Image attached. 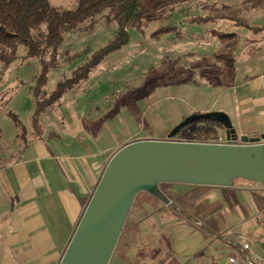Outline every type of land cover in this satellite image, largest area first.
<instances>
[{
  "label": "crops",
  "instance_id": "obj_1",
  "mask_svg": "<svg viewBox=\"0 0 264 264\" xmlns=\"http://www.w3.org/2000/svg\"><path fill=\"white\" fill-rule=\"evenodd\" d=\"M257 24L254 18L250 25L258 29L236 27L238 36L231 39L241 42L236 58L229 61L231 68L221 57L230 46L224 48V54L212 56L221 63L215 71L216 82L210 81L212 74L207 72L201 78L196 76V83L190 79L186 83L203 82L223 89L217 109L195 112H224L240 136L253 138L264 135V26ZM172 128L158 136L138 135L93 153L84 137L88 127H78V132L67 137L58 135L56 139L66 142L54 146L46 141V129L42 139L28 138L13 160L0 165V264H59L113 154L131 141L165 140ZM169 186L163 192L173 205L147 193L152 198L138 205L110 264H228L229 248L222 239L225 231L253 233L264 210L262 184L198 185L202 190L188 185V192ZM194 192L205 205L202 216L178 211L176 203ZM144 202L153 207L151 215L140 213Z\"/></svg>",
  "mask_w": 264,
  "mask_h": 264
},
{
  "label": "rangeland",
  "instance_id": "obj_2",
  "mask_svg": "<svg viewBox=\"0 0 264 264\" xmlns=\"http://www.w3.org/2000/svg\"><path fill=\"white\" fill-rule=\"evenodd\" d=\"M244 1L247 0H184L166 14L165 20L146 22L141 31L130 29L131 39L128 45L106 57L89 78L70 89L59 104L47 110L41 122L47 132V143L54 146L59 141L62 144L66 141L61 137L57 140L58 135L67 137L68 134L78 132V127H88L89 132L84 130V137L93 153L96 149L99 151L116 147L122 141L138 135L152 133L153 136H158L170 127L173 130L190 115L201 114L195 110L217 109L223 89L205 85L203 82H198L200 85L193 84L196 83L193 80L208 72L212 74L210 81L216 82L215 71L221 63L218 64L212 56L224 54L223 50L227 46L230 48L225 55L231 58L224 62L228 69L231 68L233 63L229 61L236 58L235 53L240 46L238 42L241 40L231 39L229 34L238 29L229 20L199 25L187 23L186 19L199 15H231V9ZM50 2L53 7L65 10L74 9L78 5L77 0ZM108 14L106 12L90 19L78 30L66 33L55 66L51 64L50 55H46L45 60L52 66L44 90L46 97H50L60 82L70 79L76 69L87 64L94 54L114 40L119 25ZM243 16L249 24L257 18V25L264 26V11L244 13ZM173 24L176 28L170 34L161 38L155 36L154 33L160 28ZM223 34L228 37H221ZM235 48L236 52L232 53ZM7 51L9 52L8 49ZM41 71V59L28 57L24 46L19 47L17 58L9 66L6 67L0 60V165L15 158L24 144V135L27 138L34 136L32 115L35 111V100L32 90ZM189 79L193 83L186 85ZM12 113L19 116L24 131L17 128L9 116ZM204 127L216 131L219 138L225 136L226 130L221 124L204 120L183 129L175 139L190 141L195 129ZM133 142L136 141H131ZM239 181L247 182L237 179L235 183ZM169 184L171 189L180 190L183 187L188 192V184L175 183L162 184V191ZM191 186L193 189L202 190L198 185ZM185 197L176 203L179 212L187 211L196 216L206 209L198 200V193H188ZM151 198L146 192L139 193L122 233L130 225L131 216L137 211L141 201ZM153 212V207L147 202L142 204V216L151 215ZM121 238L122 236L116 247ZM116 251L115 248L112 262Z\"/></svg>",
  "mask_w": 264,
  "mask_h": 264
},
{
  "label": "water",
  "instance_id": "obj_3",
  "mask_svg": "<svg viewBox=\"0 0 264 264\" xmlns=\"http://www.w3.org/2000/svg\"><path fill=\"white\" fill-rule=\"evenodd\" d=\"M221 124L227 143L175 137L201 121ZM165 140H138L113 154L59 264H110L140 192L173 205L162 184L233 187L243 179L264 185V135L240 136L221 111L190 115Z\"/></svg>",
  "mask_w": 264,
  "mask_h": 264
},
{
  "label": "trees",
  "instance_id": "obj_4",
  "mask_svg": "<svg viewBox=\"0 0 264 264\" xmlns=\"http://www.w3.org/2000/svg\"><path fill=\"white\" fill-rule=\"evenodd\" d=\"M78 5L74 9H59L53 7L50 0H0V60L9 66L16 58L20 46L27 49V56L40 58L42 71L32 90L35 100V111L32 115V128L34 136L42 139L44 127L42 118L48 109L59 104L63 96L82 81L89 78L90 74L114 52L128 45L131 39L130 29L141 31L146 22H159L165 20L166 14L184 0H77ZM231 15L213 17H191L187 23H213L221 20H229L236 27L245 29H258L251 26L243 16L244 13L264 11V0H247L231 9ZM108 12L109 16L118 23L119 29L112 42L104 49L98 51L84 66L76 69L70 79L60 82L56 91L50 97L44 92L48 83L49 72L52 68L45 57L50 55L54 66L59 56V49L64 42L66 33L78 30L85 22L95 19ZM176 25H169L154 34L157 37L172 32ZM170 34V33H169ZM231 38L238 34H229ZM221 37L227 38L228 35ZM159 38V39H160ZM9 50V52L7 51ZM237 48L232 50L234 53ZM225 61L231 57L221 56ZM236 57V56H235ZM235 59V58H234ZM9 116L15 125L24 131V126L19 116L12 113ZM190 141H216L218 133L213 129L204 127L195 129ZM23 146L28 144V138L22 137ZM22 146V147H23Z\"/></svg>",
  "mask_w": 264,
  "mask_h": 264
},
{
  "label": "built area",
  "instance_id": "obj_5",
  "mask_svg": "<svg viewBox=\"0 0 264 264\" xmlns=\"http://www.w3.org/2000/svg\"><path fill=\"white\" fill-rule=\"evenodd\" d=\"M212 142L227 143V137L221 136ZM255 229L253 233L232 229L225 231L222 239L229 248L228 264H264V210L255 221Z\"/></svg>",
  "mask_w": 264,
  "mask_h": 264
}]
</instances>
